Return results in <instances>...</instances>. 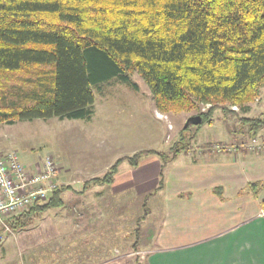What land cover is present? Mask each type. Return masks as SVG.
I'll return each instance as SVG.
<instances>
[{
    "label": "trees",
    "instance_id": "obj_1",
    "mask_svg": "<svg viewBox=\"0 0 264 264\" xmlns=\"http://www.w3.org/2000/svg\"><path fill=\"white\" fill-rule=\"evenodd\" d=\"M136 72L159 112L194 111L202 120L189 136L183 127L169 152L120 157L78 193L112 183L123 161L136 166L149 153L162 159L160 189L166 164L188 151L216 109H251L264 86V0H0V123L89 120L93 86L114 77L130 84ZM240 118L249 136L264 127V111ZM71 188L59 185L12 228L63 206Z\"/></svg>",
    "mask_w": 264,
    "mask_h": 264
},
{
    "label": "rangeland",
    "instance_id": "obj_2",
    "mask_svg": "<svg viewBox=\"0 0 264 264\" xmlns=\"http://www.w3.org/2000/svg\"><path fill=\"white\" fill-rule=\"evenodd\" d=\"M131 80L132 83L129 84L114 77L93 86L94 114L89 120L51 117L17 120L12 124L0 123V145H3V140L8 145L2 150H17L26 166L29 162L40 165L46 155L52 156L61 171L59 185L72 187L65 195L63 206L47 210L42 214L43 219L36 217L25 228H12L11 232L6 233L7 240L0 243V264H68V250L56 252L58 243L63 242V231L68 232V227L61 226L60 236L53 238H46L42 227L54 220L53 217H56L58 212H67L74 207L73 203L69 202L70 199L77 198L73 190L82 189L86 180L102 176L120 157L132 156L137 151L149 149L167 153L174 142L181 138V130L194 111L161 113L154 104L151 88L143 76L136 72L131 76ZM263 111L264 86L260 99L251 104L248 112L240 109H237V112L216 109L213 116L216 127L205 123L197 138L191 142L188 151L196 149L198 152L202 150V153L209 150L213 152L216 143L200 146L198 143L203 138L218 135L215 133L218 130L226 131L227 128L240 133L238 140L225 144L228 146L237 143L250 144L255 137L264 138L263 131L256 136H249L248 126H244L240 118L258 116ZM195 130L196 125L191 124L184 135L189 136ZM242 150L250 152L244 148L234 152ZM158 156L155 153L144 154L146 161L133 173L126 169L129 165L127 160L120 164L114 189L122 190L103 207L105 221L101 224V236H97L106 253L102 255L103 258L108 256L109 259L115 260L113 264H147L144 251L141 250L144 248L143 240L145 236H153L154 219L160 218L162 211L160 208L153 210L150 215V218H154L151 224L148 220L141 222L143 215H146L154 204L150 196L144 199L141 193L137 195V190L141 192V187L147 183H150L149 186L153 182L155 186L159 184L160 175L158 174V180L156 177L160 171V163L156 161ZM32 168L34 170L35 166ZM127 186L130 188L123 190ZM68 193L71 197L67 196ZM139 226L141 230L137 238ZM82 253L83 250H80L77 257L73 256L71 260H83L85 256Z\"/></svg>",
    "mask_w": 264,
    "mask_h": 264
},
{
    "label": "crops",
    "instance_id": "obj_3",
    "mask_svg": "<svg viewBox=\"0 0 264 264\" xmlns=\"http://www.w3.org/2000/svg\"><path fill=\"white\" fill-rule=\"evenodd\" d=\"M207 123L215 126L213 118ZM262 131L264 128L259 134ZM215 133L218 135L203 138L198 146L233 143L240 135L228 128ZM6 143L3 140L1 149L8 146ZM146 159L142 156L136 166L129 163L127 171L138 170ZM156 161L161 170L160 156ZM34 166L39 169L41 164L29 162L27 165L31 170ZM60 172L58 169L57 181L61 183ZM158 174L160 171L157 180ZM118 177L117 173L110 184H91L83 193L73 191L77 198L69 202L74 207L58 212L54 220L42 227L46 238L60 236V227H68V232L62 234V246L59 243L56 246V252L68 250V264H113L115 261L108 256L103 258L106 253L97 236H101V224L105 221L103 207L122 190L114 189ZM149 185L141 187V192L136 189L137 195L141 193L144 199L150 196L154 204L142 221L148 220L151 224L153 210L160 208L162 212L160 218L154 219L153 236L150 234L143 240L141 250L147 264H264V151L202 153L191 149L166 164L160 189L154 182ZM70 191L63 192L64 201ZM67 196L71 197L69 193ZM6 240L7 236L0 243ZM80 250L84 259L71 260Z\"/></svg>",
    "mask_w": 264,
    "mask_h": 264
},
{
    "label": "built area",
    "instance_id": "obj_4",
    "mask_svg": "<svg viewBox=\"0 0 264 264\" xmlns=\"http://www.w3.org/2000/svg\"><path fill=\"white\" fill-rule=\"evenodd\" d=\"M216 144L213 150L217 152H234L241 148L250 152L264 150V138L259 137L253 138L250 144ZM57 175L58 167L50 155L43 158L39 169L31 170L17 150L0 148V242L12 231L13 218L48 200L59 186Z\"/></svg>",
    "mask_w": 264,
    "mask_h": 264
},
{
    "label": "water",
    "instance_id": "obj_5",
    "mask_svg": "<svg viewBox=\"0 0 264 264\" xmlns=\"http://www.w3.org/2000/svg\"><path fill=\"white\" fill-rule=\"evenodd\" d=\"M202 120V117L200 115H191L188 117L184 127H187L188 125L194 124L198 125Z\"/></svg>",
    "mask_w": 264,
    "mask_h": 264
}]
</instances>
